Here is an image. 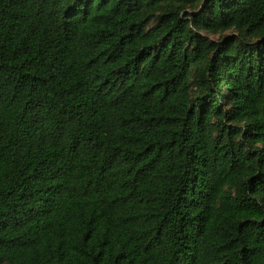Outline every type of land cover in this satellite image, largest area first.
Listing matches in <instances>:
<instances>
[{
    "label": "trees",
    "instance_id": "1",
    "mask_svg": "<svg viewBox=\"0 0 264 264\" xmlns=\"http://www.w3.org/2000/svg\"><path fill=\"white\" fill-rule=\"evenodd\" d=\"M0 264H264V0H0Z\"/></svg>",
    "mask_w": 264,
    "mask_h": 264
},
{
    "label": "rangeland",
    "instance_id": "2",
    "mask_svg": "<svg viewBox=\"0 0 264 264\" xmlns=\"http://www.w3.org/2000/svg\"><path fill=\"white\" fill-rule=\"evenodd\" d=\"M231 34V33H228ZM207 39L209 40H217L219 38V36H215V35H205Z\"/></svg>",
    "mask_w": 264,
    "mask_h": 264
}]
</instances>
